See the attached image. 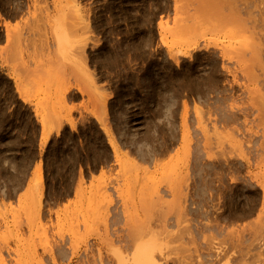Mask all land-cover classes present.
Returning a JSON list of instances; mask_svg holds the SVG:
<instances>
[{
  "label": "rangeland",
  "instance_id": "1",
  "mask_svg": "<svg viewBox=\"0 0 264 264\" xmlns=\"http://www.w3.org/2000/svg\"><path fill=\"white\" fill-rule=\"evenodd\" d=\"M135 252L264 264V0H0V264Z\"/></svg>",
  "mask_w": 264,
  "mask_h": 264
},
{
  "label": "bare ground",
  "instance_id": "2",
  "mask_svg": "<svg viewBox=\"0 0 264 264\" xmlns=\"http://www.w3.org/2000/svg\"><path fill=\"white\" fill-rule=\"evenodd\" d=\"M47 133H48V124L46 123L45 120H43L41 122L40 139L45 141L47 137ZM110 145L112 149L117 150V147L113 143H111ZM141 254L143 255L144 253H141ZM141 254L138 252H135L133 254L131 264H145L146 262H148L146 256L145 255L142 256Z\"/></svg>",
  "mask_w": 264,
  "mask_h": 264
}]
</instances>
